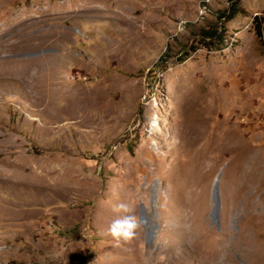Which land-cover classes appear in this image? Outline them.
I'll return each instance as SVG.
<instances>
[{"label": "rangeland", "instance_id": "1", "mask_svg": "<svg viewBox=\"0 0 264 264\" xmlns=\"http://www.w3.org/2000/svg\"><path fill=\"white\" fill-rule=\"evenodd\" d=\"M254 14L264 0H0V264H264V240L262 261L217 247L244 151L257 183L228 227L264 238ZM227 131L237 150H211Z\"/></svg>", "mask_w": 264, "mask_h": 264}, {"label": "bare ground", "instance_id": "2", "mask_svg": "<svg viewBox=\"0 0 264 264\" xmlns=\"http://www.w3.org/2000/svg\"><path fill=\"white\" fill-rule=\"evenodd\" d=\"M68 4H69V2H68ZM67 8H68V6H67ZM92 9H91V7H89V3L87 1L85 3H81L80 5H78L77 6V9L76 10L73 9L71 13L73 15L76 14V13L83 14V13L92 11ZM98 9H100V8H98ZM32 19H34V17H30L29 19H25V20L24 19L18 20V25H22L21 22H25L27 20H32ZM197 122H198L197 119H195V118L194 119H191L189 121V123H188V125H191V126H188V127L194 129L196 127ZM185 134L188 135L187 131H185ZM216 137H218L219 140H217ZM216 137H215L216 140L214 139L213 142H212L213 145L211 147V150H214L215 151V150L220 149L221 151L224 150L225 152H228V153H231V152H234V151L237 150V147L232 142V140L234 138L232 137L230 131H227L226 133H223L222 135H219V136H216ZM187 138H189V137H187ZM238 150H241V147ZM245 157H246V151L240 153L239 156H238V158H237V159L241 158V162L238 165V168H239L238 171H242L243 170L242 173L245 175V181L242 184V187H241V191L242 192L240 194L242 196L241 197L242 199H245L246 198V197H243V195L246 193L247 188H249L252 185H254L255 183H257V180L256 179L254 181V180H252V179L249 178L248 174H250V172L244 171L245 170V169H243L244 167L241 169V167L243 166V162L245 161L244 163H246V161H247L245 159ZM260 186L261 185L258 182L257 186L254 188V190L256 192H253V195H255L256 193H258ZM240 195H237V199L236 200L233 199L232 202H231V200L229 202L227 201V205L229 207H228V211L226 212V214H225V216L223 218V231L221 232L219 242L217 243V247L219 248V250H223V249L226 250V247L228 246V244H230V243L233 244L234 243L235 244L234 247H233L234 250H237V251H239V253L241 252L244 255H249L252 258L256 259L257 261H262L263 260L262 255H257L256 254L257 251H259L260 254L261 253L263 254V252L260 250L262 248V241L264 240L263 236H261L262 234H259L258 231H257V234H255L253 237H250L249 236L250 230H253L256 227V226H254L255 218L254 219H251V220H248V221L245 220L243 222L244 223L243 228H242L243 230L239 234V237L231 236L232 233H231V231H230V229L228 227V220H229V218H230V216L232 214L233 208L234 207L235 208H238L240 206V203L238 202V196L240 197ZM253 195H250V197L252 196V198H254ZM241 204H243V203H241ZM249 204H250V208H252L253 210H258L259 207H260V205H261V201L260 200L258 202H255V201L251 202L250 201ZM253 242L257 245V250L255 252H254V250H252L253 253H251V252L250 253L249 252L247 253L245 251V249H243L242 247L246 246V248H247ZM216 252H217V250H216Z\"/></svg>", "mask_w": 264, "mask_h": 264}, {"label": "clouds", "instance_id": "3", "mask_svg": "<svg viewBox=\"0 0 264 264\" xmlns=\"http://www.w3.org/2000/svg\"><path fill=\"white\" fill-rule=\"evenodd\" d=\"M119 227V231H117ZM135 227V224L131 220H117L112 226H110L109 231L114 237L125 236V238H130L131 229Z\"/></svg>", "mask_w": 264, "mask_h": 264}, {"label": "trees", "instance_id": "4", "mask_svg": "<svg viewBox=\"0 0 264 264\" xmlns=\"http://www.w3.org/2000/svg\"><path fill=\"white\" fill-rule=\"evenodd\" d=\"M252 21L256 23L255 34L257 37H260L261 35L264 34V27H263L264 24L261 25L260 21H258L255 17L252 18Z\"/></svg>", "mask_w": 264, "mask_h": 264}, {"label": "built area", "instance_id": "5", "mask_svg": "<svg viewBox=\"0 0 264 264\" xmlns=\"http://www.w3.org/2000/svg\"><path fill=\"white\" fill-rule=\"evenodd\" d=\"M256 18L258 21H260V23H261V25L262 24H264V16H262V15H253V17L252 18ZM260 39H261V41L263 42V35H261L260 37H259Z\"/></svg>", "mask_w": 264, "mask_h": 264}]
</instances>
